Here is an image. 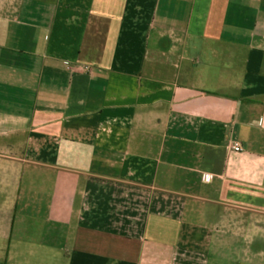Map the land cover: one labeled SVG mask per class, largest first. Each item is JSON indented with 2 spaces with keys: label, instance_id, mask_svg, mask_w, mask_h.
<instances>
[{
  "label": "crops",
  "instance_id": "1",
  "mask_svg": "<svg viewBox=\"0 0 264 264\" xmlns=\"http://www.w3.org/2000/svg\"><path fill=\"white\" fill-rule=\"evenodd\" d=\"M0 264H264V0H0Z\"/></svg>",
  "mask_w": 264,
  "mask_h": 264
},
{
  "label": "built area",
  "instance_id": "2",
  "mask_svg": "<svg viewBox=\"0 0 264 264\" xmlns=\"http://www.w3.org/2000/svg\"><path fill=\"white\" fill-rule=\"evenodd\" d=\"M232 149L235 152H241L243 150L241 144L238 142L233 144Z\"/></svg>",
  "mask_w": 264,
  "mask_h": 264
}]
</instances>
